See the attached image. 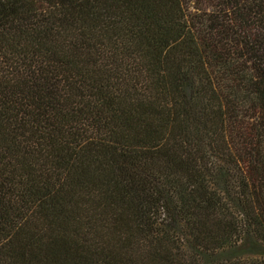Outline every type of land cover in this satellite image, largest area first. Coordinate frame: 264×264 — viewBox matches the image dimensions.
I'll use <instances>...</instances> for the list:
<instances>
[{"label":"trees","instance_id":"trees-1","mask_svg":"<svg viewBox=\"0 0 264 264\" xmlns=\"http://www.w3.org/2000/svg\"><path fill=\"white\" fill-rule=\"evenodd\" d=\"M0 264H264V0H0Z\"/></svg>","mask_w":264,"mask_h":264}]
</instances>
